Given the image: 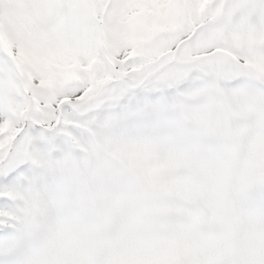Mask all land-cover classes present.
<instances>
[{
  "label": "snow or ice",
  "instance_id": "snow-or-ice-1",
  "mask_svg": "<svg viewBox=\"0 0 264 264\" xmlns=\"http://www.w3.org/2000/svg\"><path fill=\"white\" fill-rule=\"evenodd\" d=\"M0 264H264V0H0Z\"/></svg>",
  "mask_w": 264,
  "mask_h": 264
}]
</instances>
